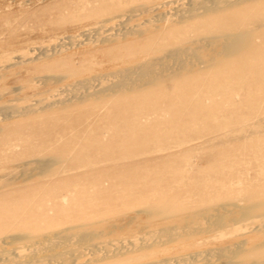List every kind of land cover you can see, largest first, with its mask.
<instances>
[{
    "label": "rangeland",
    "instance_id": "rangeland-1",
    "mask_svg": "<svg viewBox=\"0 0 264 264\" xmlns=\"http://www.w3.org/2000/svg\"><path fill=\"white\" fill-rule=\"evenodd\" d=\"M185 1L0 0V238L20 240L131 212L165 217L211 203L264 211V0L115 47L84 54L76 53L81 44L63 47L70 32L88 38L87 29L104 17L151 7L168 12ZM228 27L238 32L236 57L173 78L175 84L5 116L14 106L3 104L36 99L19 97L223 37L230 31L220 29ZM42 48H51L50 59L37 53ZM26 164L49 167L18 181ZM9 172H15L10 180ZM30 252L15 243L1 247L0 264H51L37 263Z\"/></svg>",
    "mask_w": 264,
    "mask_h": 264
},
{
    "label": "bare ground",
    "instance_id": "bare-ground-1",
    "mask_svg": "<svg viewBox=\"0 0 264 264\" xmlns=\"http://www.w3.org/2000/svg\"><path fill=\"white\" fill-rule=\"evenodd\" d=\"M255 1L186 0L176 9L167 10L168 12L160 13L158 12L160 8L158 10L151 7L149 11L141 10L104 17L95 22V26H92L94 28L87 29L90 33L92 31L96 33L95 35L93 33L91 38L89 32L90 36L85 38L86 33L82 39H76L70 32L68 42H64L65 45L61 44L64 48L67 44L70 46L81 44L76 53L84 54L104 45L115 47L124 42L132 43L137 36L159 28L168 29L170 24H184L192 19L207 20L216 12L218 14L223 11L230 12ZM161 4L164 6L163 2ZM144 16L146 17L144 22L142 20L134 23ZM130 24L133 26H129ZM235 28H221L222 31L225 29L234 31L228 34L224 32L223 37L216 34L215 38L159 53L157 57L147 61L129 64L120 69L114 67V70L85 77L86 79L79 82L73 80L74 82L69 81L70 83L60 84L61 86L57 84L61 88L50 87L34 95L19 97L17 101H29L31 96H36V99L34 103H25L23 106L20 103L3 104L5 107L10 106L9 108H12L11 105L14 106L12 112L8 108L9 113L5 116L11 118L16 114L28 116L50 110L57 105L65 106L70 102L95 100L111 95L114 97L163 85L162 83H173V78L200 72L203 65L224 63L236 57L233 47L237 42L238 32H235ZM50 50L51 48L47 50L42 48L43 52L37 53L46 60L51 58L46 54ZM59 51L61 54L68 53L63 49ZM231 51L233 56H229ZM29 60L32 62L31 54L26 58V63ZM20 64L22 62H19ZM5 107L3 109H6ZM48 167L44 164L23 165L17 174L19 178L17 180L30 178ZM14 174L15 172H9L5 179H12ZM14 243L21 249H31L30 255L37 257L35 260L37 263L48 258L51 264H264V211L256 210L252 206L238 207L233 204L211 203L203 208L165 217L149 211L131 212L114 217L105 223L93 222L79 225L75 229H62L20 240L11 237L0 238V248ZM161 253L166 254L160 255Z\"/></svg>",
    "mask_w": 264,
    "mask_h": 264
}]
</instances>
